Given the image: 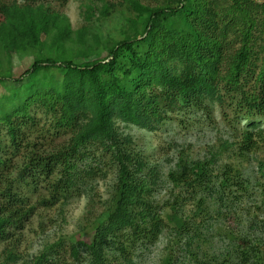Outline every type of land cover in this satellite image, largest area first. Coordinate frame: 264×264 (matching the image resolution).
<instances>
[{
  "label": "trees",
  "instance_id": "trees-1",
  "mask_svg": "<svg viewBox=\"0 0 264 264\" xmlns=\"http://www.w3.org/2000/svg\"><path fill=\"white\" fill-rule=\"evenodd\" d=\"M40 1L0 5V141L4 133L11 154L25 155L12 177L0 142V245L12 244L32 214L23 194L35 179L47 181L50 196L58 197L95 178L107 161L116 182L87 241L71 244L68 260L57 244L29 264H140L164 233L159 264H264V241L249 233L255 222L243 235L226 227L227 210L249 189L239 171L225 164L215 172L213 160L180 162L168 174L172 199L157 204L159 177L116 126L154 132L170 115L214 105L240 119L264 117V0L87 5L86 26L77 30ZM117 4L129 15L121 41L92 23L97 11L109 17ZM13 58L27 60L28 68L15 75ZM248 127L244 153L264 145V130ZM32 129L44 141L68 138L39 151L28 140ZM256 172L264 182V160ZM220 222V247L209 252L205 243ZM16 261L6 250L0 264Z\"/></svg>",
  "mask_w": 264,
  "mask_h": 264
},
{
  "label": "rangeland",
  "instance_id": "rangeland-1",
  "mask_svg": "<svg viewBox=\"0 0 264 264\" xmlns=\"http://www.w3.org/2000/svg\"><path fill=\"white\" fill-rule=\"evenodd\" d=\"M28 0H0L1 4L17 3L23 5ZM121 2V0H41L40 3L52 11L66 16L73 30L86 26L84 12L87 5L100 9L105 3ZM125 7L116 5L109 17L103 18L98 11L95 13L93 24L95 27H104L111 36L118 41L123 39L122 27L125 25L124 16L128 17ZM125 14V15H123ZM124 29V28H123ZM14 74L19 75L29 66L27 60L13 58ZM7 86H10L9 84ZM5 91L0 85V96ZM217 105L210 106L205 111L179 113L169 118L154 132L141 130L132 125L117 123L116 126L122 136L132 141V151L137 153L147 164L154 169L159 177L156 187L155 200L162 204L171 200V186L168 184V174L180 162H208L213 160L215 172H219L225 164L239 171L244 179L248 180L249 189L241 194L234 209L227 210L229 222L227 228L235 232L246 233L249 222H255L257 228L249 231L251 238L264 241V182L258 178L256 167L264 160V145H259L250 153L240 152L242 133L248 130V125L254 123L264 130V117L240 119L226 109ZM39 130L46 129V117L39 115ZM37 129L28 130L27 136L31 144L37 145V150L50 151L54 147L67 141V136L59 134L57 140L53 138L44 141ZM7 138L2 133L1 144L7 151L8 169L12 177L16 175L22 162L23 152L12 155V150L5 143ZM101 172L83 185L58 197H51L48 192V182L37 180L27 187L25 204L32 210L24 229L14 236L12 244L0 245V263L6 258V250H12L17 261L10 264H29L34 258L57 244H62L63 260L69 259V247L80 240L87 241L88 235L96 226V220L109 205L116 182L115 168L106 161ZM82 165H78L79 169ZM16 171V172H15ZM57 176H55V179ZM54 180V179H53ZM193 205V204H192ZM189 204L187 211L191 210ZM233 210V211H232ZM242 222V223H241ZM218 229L225 230L223 222L214 226L210 231L205 248L214 252L220 247ZM264 243V242H263ZM168 244L167 234L160 236L140 264H159L163 258L164 248ZM57 248V247H55ZM61 251V249H60Z\"/></svg>",
  "mask_w": 264,
  "mask_h": 264
}]
</instances>
